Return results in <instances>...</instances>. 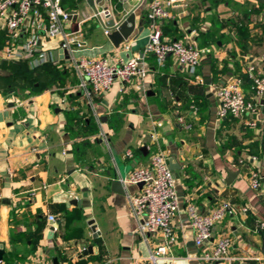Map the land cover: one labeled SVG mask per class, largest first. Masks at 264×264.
I'll return each instance as SVG.
<instances>
[{
  "label": "crops",
  "instance_id": "0c3cea01",
  "mask_svg": "<svg viewBox=\"0 0 264 264\" xmlns=\"http://www.w3.org/2000/svg\"><path fill=\"white\" fill-rule=\"evenodd\" d=\"M61 5L78 14L70 31L83 15L108 8L118 21L132 7L129 0H92V5L61 0ZM147 5L145 0L134 12L135 29L118 48L96 21L82 23L75 59L118 65L137 55L148 68L142 81L114 82L91 103L74 68L5 59L0 31L2 264L10 253L24 258L15 264H52L53 259L58 264H151L149 255L160 237L139 234L141 219L127 201L139 187L123 185L120 195L111 182L147 166L158 151L175 167L178 213L167 244L177 258L174 264H196L188 259L194 252L188 206L209 213L224 202L233 210L215 224L213 238L229 241L232 264H264V229L257 227L264 223V179L257 190L248 183L251 173L264 175V97L256 98L248 73L252 67L264 80V0L175 1L170 19L160 26L162 38L204 51L193 74L171 57L159 67L144 53ZM55 47L56 42L44 43L47 50ZM234 80L241 81L255 110L219 118L213 88ZM96 120L107 141L98 138ZM49 216L58 223L52 233Z\"/></svg>",
  "mask_w": 264,
  "mask_h": 264
},
{
  "label": "built area",
  "instance_id": "2783aa9c",
  "mask_svg": "<svg viewBox=\"0 0 264 264\" xmlns=\"http://www.w3.org/2000/svg\"><path fill=\"white\" fill-rule=\"evenodd\" d=\"M145 0H129L130 10L134 12L142 6ZM176 0H148L145 22L148 29V41L144 53L152 56L157 66H164L168 57L190 74L199 67L204 51L190 42L181 40H164L160 26L170 19V8ZM73 17L77 19V12L63 9L61 0H0V31L5 34L2 48L3 57L7 60H26L36 65L50 64L53 67H72L78 74L79 84L86 99H92L105 94L114 82L129 83L132 80L142 81L148 68L142 57L133 56L127 62L118 65L110 64L105 59L74 58L76 47L81 46L82 23L96 21L108 36L110 33L106 23L112 19V12L103 8L77 23V28L70 31ZM76 21V20H75ZM117 22V21H116ZM56 42L53 50L44 48V43ZM76 46V47H75ZM65 50L69 59L53 57V51ZM254 68L249 67L248 73L253 81L255 96L259 100L264 97V80L253 75ZM196 81L202 82L200 78ZM214 96L217 103L219 118L226 116L240 117L245 113L254 112L256 105L248 102L241 89V81L215 85ZM16 104L21 105L18 101ZM98 138L108 139L107 132L101 129L99 120ZM131 157V153H126ZM264 175L253 172L248 178L249 186L257 190ZM122 185L138 186L135 195H128L132 215L141 219L139 234L142 236H159L161 243L149 255L151 264H174L177 258L170 255L168 242L173 236L171 222L178 213V196L176 179L170 171L167 158L158 151L150 157L147 166L135 167L128 176L120 180ZM232 206L221 203L209 213H201L194 206L189 205L188 227L192 233L194 252L188 259L196 264H232L233 258L228 255L229 241L225 238H213L215 224L221 222ZM242 208V213H247ZM53 229L57 228V219L48 217ZM264 229V223L257 226Z\"/></svg>",
  "mask_w": 264,
  "mask_h": 264
},
{
  "label": "water",
  "instance_id": "95a60500",
  "mask_svg": "<svg viewBox=\"0 0 264 264\" xmlns=\"http://www.w3.org/2000/svg\"><path fill=\"white\" fill-rule=\"evenodd\" d=\"M87 3L89 5H92V0H87ZM73 20H75V18H73ZM135 25L136 23H135L134 10H128V12L117 22L111 19L106 23V27L108 28L110 32L107 36V39L109 40V42L112 44L114 48H118L122 43L128 41L129 37L132 35L135 29ZM142 31H143V26L138 29V34H140ZM53 57L58 58V59H65V60L69 59V55L67 51L60 50V49L53 51ZM168 167L170 171L174 173L175 167L172 166L171 161L168 163ZM231 176L232 174L229 173V177ZM138 187H141V185H138ZM111 189L113 192L117 194H120V195L125 194L123 185L121 184L120 180H113L111 182ZM71 204L75 205L77 204V202L72 201ZM88 225L90 226L91 231L95 233L96 228L93 222L92 221L88 222ZM52 230H53L52 228L49 229L51 233H52ZM90 249L91 248H88V251H90ZM85 254H86V251L83 252V255ZM3 255H4L3 247L0 244V264H2ZM52 264H58L57 260L53 259Z\"/></svg>",
  "mask_w": 264,
  "mask_h": 264
},
{
  "label": "trees",
  "instance_id": "16d2710c",
  "mask_svg": "<svg viewBox=\"0 0 264 264\" xmlns=\"http://www.w3.org/2000/svg\"><path fill=\"white\" fill-rule=\"evenodd\" d=\"M6 264H15V263H22L24 262L23 257H19L16 254L10 253L6 258H5Z\"/></svg>",
  "mask_w": 264,
  "mask_h": 264
},
{
  "label": "rangeland",
  "instance_id": "374dc122",
  "mask_svg": "<svg viewBox=\"0 0 264 264\" xmlns=\"http://www.w3.org/2000/svg\"><path fill=\"white\" fill-rule=\"evenodd\" d=\"M77 55L75 54L74 57H76Z\"/></svg>",
  "mask_w": 264,
  "mask_h": 264
}]
</instances>
